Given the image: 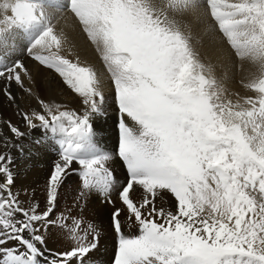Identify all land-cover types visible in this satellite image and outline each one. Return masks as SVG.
Listing matches in <instances>:
<instances>
[{"label": "snow or ice", "instance_id": "obj_1", "mask_svg": "<svg viewBox=\"0 0 264 264\" xmlns=\"http://www.w3.org/2000/svg\"><path fill=\"white\" fill-rule=\"evenodd\" d=\"M200 6L199 0L0 2V93L12 102L11 86L24 87V64L8 62L23 37L24 52L57 72L87 106L77 115L41 101L43 112L20 113L29 128L58 137L59 160L41 209L36 201L25 206L13 191V159L0 152V264H84L97 246L92 225L81 230L82 220L56 215L70 172H78L81 197L96 191L113 203L108 197L115 180L106 166L112 156L98 148L90 123L100 113L103 94L92 69L59 55L61 39L46 8H67L78 18L111 75L122 114L118 156L127 180L118 196L138 234H123L122 210L115 208L114 264H264V0H203L238 59L259 72L244 85L256 95L243 102L225 97L176 22ZM4 128L5 149L6 136L18 141L25 135L10 120ZM135 186L142 190L137 200L131 195ZM164 194L174 198L171 208L157 206ZM51 228L73 246L51 253L45 236Z\"/></svg>", "mask_w": 264, "mask_h": 264}, {"label": "bare ground", "instance_id": "obj_2", "mask_svg": "<svg viewBox=\"0 0 264 264\" xmlns=\"http://www.w3.org/2000/svg\"><path fill=\"white\" fill-rule=\"evenodd\" d=\"M199 3L200 7L184 16L176 17V22L188 37L189 44L197 54L199 61L211 68L212 76L225 87L234 86L237 88L236 82H245L252 73L257 72V68L247 60L238 59L215 22L207 14L203 0H199ZM46 11L51 16L54 33L61 39L59 55L78 62L81 66L89 67L96 74L99 90L104 95L106 103L101 107L99 114L91 116L93 138L100 150L111 154L112 159L107 162L106 166L110 171L116 172L115 184L108 197L113 203H108L106 198L96 191L81 197V181L78 172H70L59 191L56 215L63 212L70 218L75 217L82 220L81 230L92 225L94 235L97 237L96 245L99 247L92 250L94 254L88 256L86 264H111L109 262L114 257L116 249L112 244L118 243V236L112 226V213L115 208L122 210L119 219L123 234H138L135 223L130 225L126 208L122 205L117 194L118 188L127 180V169L116 153L119 148V124L122 116L119 120V116L116 118L117 113L114 112V84L101 54L83 30L78 18L67 8L62 11L46 8ZM25 47L24 41L20 38L17 39L15 54L8 57L9 63L19 59L27 69V75L22 73L24 87L21 88L16 84L11 86V92L15 97L12 102L0 93V131L6 132L4 123L10 120L20 127L25 135L18 141L6 136L5 139L8 140L9 147L5 149L3 142L0 141V152L12 156V170L15 176L13 191L20 193L21 202L27 206L29 202L36 201L43 209L48 177L54 163L59 160L58 137H53L49 131L42 127L29 128L22 121L20 113L31 115L43 112L41 101L51 106H59L61 110H71L76 113L78 111L80 113L81 110L82 114L80 115L84 114L87 106L82 107L83 103H80L79 100L83 99L63 82V78L57 72L28 56L24 52ZM2 51L0 50V53ZM123 120L129 128L136 129L137 125L131 122V118L126 114L123 116ZM34 123L39 125L40 122L34 120ZM76 167L78 168V166ZM141 191L138 186H135V191L131 194L134 200L138 199ZM156 203L158 207L171 208L174 205V198L170 194H164ZM69 224L72 226L71 219ZM107 234L110 235V240H106ZM45 236L47 249L51 253L69 250L70 246L74 244L58 228L49 229ZM88 239H92V237H88Z\"/></svg>", "mask_w": 264, "mask_h": 264}, {"label": "rangeland", "instance_id": "obj_3", "mask_svg": "<svg viewBox=\"0 0 264 264\" xmlns=\"http://www.w3.org/2000/svg\"><path fill=\"white\" fill-rule=\"evenodd\" d=\"M186 28V27H185ZM220 33V32H219ZM230 49V48H229ZM231 50V49H230ZM257 75V76H256ZM259 77V72H258V70H257V72H255L254 74L252 73L251 74V77H249V79H247L245 82L244 81H242V82H240V83H238V82H236V85H237V88L236 87H234V86H232L231 88H230V86H223V84H221V86H223V87H225V88H223L224 89V95H225V97L226 98H228V99H232L234 102L236 101V100H240L241 102H243V98H245L246 96L248 97V96H255L256 95V93L253 91V90H251V89H248V88H246V87H244V85L245 84H247V83H250L253 79H256V78H258ZM244 82V83H243ZM239 85V86H238ZM243 88V89H242ZM236 89V90H235ZM231 94H232V96H231ZM252 94V95H251ZM104 96V95H103ZM245 96V97H244ZM82 98V97H81ZM114 98H115V100H114V112H116L117 113V115H116V118L118 117L119 118V120H120V118H121V116L122 115H120V114H118V112L120 111L119 110V106H118V103H117V101H116V97L114 96ZM83 99V98H82ZM1 100V99H0ZM80 101V103H83V100H79ZM106 103V99H105V97H104V101H103V104L101 105V107L104 105ZM1 104V103H0ZM83 106H85L84 104L82 105V107ZM67 111H71V110H67ZM84 111V110H83ZM76 113V112H75ZM77 115H80V114H82L81 113V110H80V113H79V111H78V113H76ZM125 115V114H124ZM131 122H133V123H135L134 121H132L131 120ZM136 124V123H135ZM136 128H137V126H136ZM120 188H121V186L118 188V193H119V190H120ZM117 193V194H118ZM134 224V220L133 221H130V225H133ZM132 228H133V226H131ZM114 229V228H113ZM89 237L91 238L92 236L91 235H89ZM110 238V235L109 234H107L106 235V240H108ZM89 241H91V239H88ZM110 240V239H109ZM113 245V247L114 248H116L115 249V252H114V254L116 255V252H117V248H118V243H116L115 242V244L113 243L112 244ZM98 246V245H97ZM96 246V247H97ZM95 247V248H96ZM99 247V246H98ZM92 251H90V253L87 255V257H86V259L84 260V264H86V260L88 259V256H90V255H93L94 253H92ZM115 255H114V257H115ZM114 257L112 258V260L109 262V263H112L113 262V259H114Z\"/></svg>", "mask_w": 264, "mask_h": 264}]
</instances>
